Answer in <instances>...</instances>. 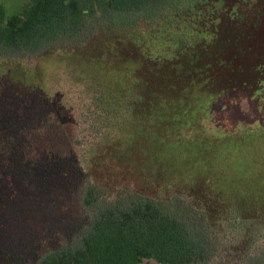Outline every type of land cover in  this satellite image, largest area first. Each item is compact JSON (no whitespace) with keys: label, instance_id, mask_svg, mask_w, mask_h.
Listing matches in <instances>:
<instances>
[{"label":"rangeland","instance_id":"374dc122","mask_svg":"<svg viewBox=\"0 0 264 264\" xmlns=\"http://www.w3.org/2000/svg\"><path fill=\"white\" fill-rule=\"evenodd\" d=\"M31 2L0 0L5 21ZM104 2L85 1L72 41L0 51V264L80 245L88 182L193 207L264 200V0ZM250 216L203 264L259 257Z\"/></svg>","mask_w":264,"mask_h":264},{"label":"trees","instance_id":"16d2710c","mask_svg":"<svg viewBox=\"0 0 264 264\" xmlns=\"http://www.w3.org/2000/svg\"><path fill=\"white\" fill-rule=\"evenodd\" d=\"M85 1L32 0L8 21L0 10V51L11 46L42 53L77 38L84 27ZM104 1L110 9L127 11L156 0ZM16 157L12 164L20 166L23 162ZM219 197L211 196L202 207H193L178 198V203L159 201L132 187L121 190L88 182L82 203L90 213V222L80 245L56 247L35 264H143L145 259L159 264H203L216 244L228 236L223 229L247 237L246 229L254 232L258 226L248 221L251 212L254 210L253 219L264 215L263 199L245 196L233 202ZM211 199H217L216 205L209 203ZM255 260L251 264H264V250ZM26 261L24 258L21 263Z\"/></svg>","mask_w":264,"mask_h":264}]
</instances>
